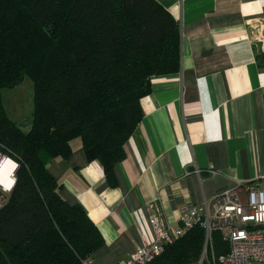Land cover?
<instances>
[{
  "label": "trees",
  "instance_id": "1",
  "mask_svg": "<svg viewBox=\"0 0 264 264\" xmlns=\"http://www.w3.org/2000/svg\"><path fill=\"white\" fill-rule=\"evenodd\" d=\"M179 59V22L157 0H0V149L18 162L0 208V264L93 257L101 234L79 203L61 196L47 162L67 158L78 136L87 158L112 176L151 77L177 71ZM27 75L34 110L24 130L7 115L1 91ZM203 244L195 226L148 264H197ZM227 251L214 232L208 257Z\"/></svg>",
  "mask_w": 264,
  "mask_h": 264
},
{
  "label": "crops",
  "instance_id": "2",
  "mask_svg": "<svg viewBox=\"0 0 264 264\" xmlns=\"http://www.w3.org/2000/svg\"><path fill=\"white\" fill-rule=\"evenodd\" d=\"M157 1L179 22V68L151 77L125 157L107 177L76 136L67 158L46 165L64 200L79 203L101 234L86 264L128 259L152 237V212L178 226L182 207L239 182L264 186V52L256 39L264 0Z\"/></svg>",
  "mask_w": 264,
  "mask_h": 264
},
{
  "label": "built area",
  "instance_id": "3",
  "mask_svg": "<svg viewBox=\"0 0 264 264\" xmlns=\"http://www.w3.org/2000/svg\"><path fill=\"white\" fill-rule=\"evenodd\" d=\"M256 29V39L264 52V27L261 22L256 24ZM7 160L10 161L9 167L2 170ZM17 168L18 162L0 149V208L8 201L16 181ZM242 189L245 191L244 199L240 196ZM148 221L152 237L143 238L129 258L120 260L118 264H148L163 253L167 244L184 236L195 226L201 227L204 233L203 250L197 264H252L264 260V186L261 180L239 182L201 204L180 208L178 226L166 221L158 210L149 215ZM214 232H218L222 241L228 244V251L217 257H208L207 248L211 245Z\"/></svg>",
  "mask_w": 264,
  "mask_h": 264
},
{
  "label": "rangeland",
  "instance_id": "4",
  "mask_svg": "<svg viewBox=\"0 0 264 264\" xmlns=\"http://www.w3.org/2000/svg\"><path fill=\"white\" fill-rule=\"evenodd\" d=\"M1 97L9 118L21 125L24 130H28L34 110L33 82L31 78L27 75L19 84L2 89Z\"/></svg>",
  "mask_w": 264,
  "mask_h": 264
},
{
  "label": "bare ground",
  "instance_id": "5",
  "mask_svg": "<svg viewBox=\"0 0 264 264\" xmlns=\"http://www.w3.org/2000/svg\"><path fill=\"white\" fill-rule=\"evenodd\" d=\"M9 163H10V161L9 160H7L6 162H5V164H4V166H3V169L2 170H7L8 169V167H9ZM6 178V177H5ZM4 178V181L6 182V184L7 185H9V181L7 180V179H5Z\"/></svg>",
  "mask_w": 264,
  "mask_h": 264
}]
</instances>
